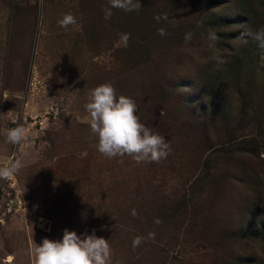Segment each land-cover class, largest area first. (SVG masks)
<instances>
[{
  "label": "rangeland",
  "instance_id": "obj_1",
  "mask_svg": "<svg viewBox=\"0 0 264 264\" xmlns=\"http://www.w3.org/2000/svg\"><path fill=\"white\" fill-rule=\"evenodd\" d=\"M140 3L105 20L109 0H0V167L24 165L0 179V264L65 229L108 240L112 264H264V50L241 38L264 0ZM105 83L166 158L98 151L84 105ZM17 126L27 143L6 142Z\"/></svg>",
  "mask_w": 264,
  "mask_h": 264
},
{
  "label": "clouds",
  "instance_id": "obj_2",
  "mask_svg": "<svg viewBox=\"0 0 264 264\" xmlns=\"http://www.w3.org/2000/svg\"><path fill=\"white\" fill-rule=\"evenodd\" d=\"M140 0H109V6L104 9V18L109 20L112 9L124 12L139 11ZM159 19V18H157ZM60 27L67 29L77 24V18L67 13L58 21ZM158 34L165 36L164 29ZM251 37L257 46L264 50V28L256 32L245 33ZM127 46L129 36L122 37ZM185 39H190L186 35ZM88 102L84 105L90 117L91 132L98 138V151L108 158L128 155L137 162H159L170 153V145L165 137L154 133L140 122L137 106L134 100L123 95L117 97L115 88L108 83L90 90ZM160 115H163L161 111ZM6 142L20 145L29 141V134L23 126H17L5 131ZM22 160L17 159L10 166L0 167V179H7L17 174L23 167ZM136 215L135 210L132 213ZM156 223H160L159 220ZM150 238L154 234H149ZM144 241L143 237L133 240V248ZM111 248L108 240L98 238L95 233L80 236L75 231L64 230L61 240L43 239L41 245L34 248V264H112Z\"/></svg>",
  "mask_w": 264,
  "mask_h": 264
},
{
  "label": "trees",
  "instance_id": "obj_3",
  "mask_svg": "<svg viewBox=\"0 0 264 264\" xmlns=\"http://www.w3.org/2000/svg\"><path fill=\"white\" fill-rule=\"evenodd\" d=\"M228 21H229V19L222 18V19L219 20V22H217V24L216 23L215 24L217 25V27H226L228 25V23H229ZM245 33H247V32H245ZM245 33L241 36V38L247 40V39H249V36H246ZM239 61H240V57H238L236 63H234V66L237 67V70L236 71H238L239 70V67H240Z\"/></svg>",
  "mask_w": 264,
  "mask_h": 264
}]
</instances>
